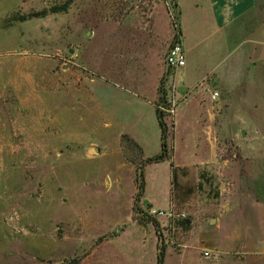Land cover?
<instances>
[{"label": "rangeland", "instance_id": "374dc122", "mask_svg": "<svg viewBox=\"0 0 264 264\" xmlns=\"http://www.w3.org/2000/svg\"><path fill=\"white\" fill-rule=\"evenodd\" d=\"M159 3L173 13L171 0H0V264H156L154 227L139 221L150 207L170 212L153 217L163 264H264V0L229 49L211 57L214 37H203L200 55L184 48L185 73L175 78L184 93L212 64L219 73L197 88L199 108L193 93L176 99L168 75L174 112H164L166 158L157 164L145 161L160 147L153 103L141 106L145 157L130 135L139 109L120 114L131 109L127 83L104 73L101 40L85 37L92 19L140 17L150 88L170 46L151 32Z\"/></svg>", "mask_w": 264, "mask_h": 264}, {"label": "crops", "instance_id": "0c3cea01", "mask_svg": "<svg viewBox=\"0 0 264 264\" xmlns=\"http://www.w3.org/2000/svg\"><path fill=\"white\" fill-rule=\"evenodd\" d=\"M171 2L172 5L173 2H175L176 5L173 9V13H171L163 3L157 4V7H155L154 12L152 13L150 26L152 25L151 32H153L154 37L158 39L160 38L164 41V43L171 45L175 33L171 17L174 16L177 21V26L180 30V40L183 48L186 46H188L190 49L193 48V50H195L200 55V50L202 48L200 45L203 37H214L213 44L210 48L211 57L216 50H221L222 48L229 49L232 47V43L235 42L236 44L241 30L243 31L245 28H247L253 22L252 20L256 19L255 14H257L255 11L257 7V0H171ZM161 12H163V14ZM160 13L162 16L161 18H159ZM87 24L90 25L92 29L89 33L87 31L85 37L86 41H94L96 39L101 40L100 44L98 43L96 47L97 49H95L96 52L100 53V56L98 57L99 61L102 58H106V56L109 59V61L106 62V70L104 73H107L106 71L111 70L115 72L116 75H122V79H124V81L127 83L125 84V90L130 91V95L126 101L131 104V109L125 110L120 114H123L122 116H131L130 114H132L134 117L137 110L139 109L137 119H133L136 122V124L133 126L134 131L132 130L133 132L130 135L138 140L140 146H142V149L143 140L139 137H142V128L145 126V124L143 122L141 106H143L144 102L153 103L152 106L154 107V113L156 116L155 104L159 101L160 94L158 87L161 79H164L165 84L168 75L172 73L171 84L174 83L175 85L174 90L176 99L180 98L181 101L185 100L188 94L193 93L198 96L196 107L199 108L200 100L203 95H201V93L199 94V90L197 88H204L201 87V83H203L209 75L219 73L217 72V66L212 64L209 69L211 72H206V77L200 80V82L197 84L198 87H194V89L191 90V93H184V87H182L180 84H175V78L178 72L179 76L184 75V68L188 63V59H186L184 66L176 69H169L165 65L164 61L165 54L168 50L166 49L164 57L157 56L159 69L155 72L156 75L154 81L149 88L148 86L143 85V83L146 81L144 77L148 72H150L148 68L144 66L148 56V42L145 39L146 37H149L148 34H150V31H147L148 33H146L145 28H143L142 19L140 17H123L120 19H107L106 17H102L92 19ZM83 48L81 50V54L83 53ZM250 51L254 52V48L252 47ZM82 59L89 70L91 68L88 66H92L94 69H96L98 60L93 59V62L91 63V61H88V59L84 58V56ZM180 69H182V71ZM156 79H158L157 82ZM92 81V79H85V82L93 83ZM164 84L163 95L166 101L162 103L170 106V101L172 100L170 98L175 100V97L171 95L169 87H165ZM92 86H97V89L102 90L101 83H93ZM82 90L83 89L80 88L76 91L78 92ZM76 91L74 97L78 100L80 97H82V95L78 96ZM142 93H144L146 96H142ZM218 96L216 99H218ZM132 105H137L140 108H135ZM117 112L119 111L117 110ZM197 114L198 113L193 114V116L189 118V121L195 122L198 120L197 117L199 114ZM129 116H127V119H131ZM157 153L158 152H155L154 154L147 156L151 157ZM143 154L146 157L144 149ZM158 163L160 162H157V164Z\"/></svg>", "mask_w": 264, "mask_h": 264}, {"label": "trees", "instance_id": "16d2710c", "mask_svg": "<svg viewBox=\"0 0 264 264\" xmlns=\"http://www.w3.org/2000/svg\"><path fill=\"white\" fill-rule=\"evenodd\" d=\"M175 2H173V8L175 7ZM66 7L67 5H62L61 7H58V6H55V7H52L51 8V12H55V11H58V10H66ZM42 14H45V12H42L40 13L39 15H42ZM38 16V14H37ZM176 33H180V30H179V27L177 26L176 27V31L174 33V37L176 35ZM163 84H164V79H161L160 83H159V87H158V90H159V101L155 104V112H156V117H157V122H158V125H159V128H160V139H161V143H160V151L151 156V157H148L146 158V162H160V161H163L165 158H166V133H167V128H166V121L164 119V111H162L161 109H159V106L160 105H163L164 103L162 102H165V98H164V95H163ZM165 105V104H164ZM142 170L139 166V171ZM138 171V169L136 170ZM140 173V172H139ZM143 174H140V177H138V180L139 182L137 183V192H136V195H135V206L138 202V200L140 199V197L142 196L143 194ZM137 180V181H138ZM138 211L140 214H142V209H140L139 207H137ZM145 216V217H144ZM139 221L141 223H147V222H150L153 227H154V231H155V235H156V238H157V244H156V250H157V262L156 264H163L164 262V257H165V245H164V242H163V239H162V234H161V231H160V228H159V223L156 219H154L152 216L150 215H141V217L139 218Z\"/></svg>", "mask_w": 264, "mask_h": 264}, {"label": "built area", "instance_id": "2783aa9c", "mask_svg": "<svg viewBox=\"0 0 264 264\" xmlns=\"http://www.w3.org/2000/svg\"><path fill=\"white\" fill-rule=\"evenodd\" d=\"M45 1L51 2L52 0H45ZM171 18H172V24L174 27V31H176L177 21L174 16H172ZM180 38H181L180 33H176L175 37H173V41L171 45L169 46L165 54V57H164L165 65L169 69H176V68H179L185 65V61H186L185 51H184ZM217 96H218V93L216 91L211 93V98L213 100L216 99ZM173 106H174V101L171 100L169 107L163 104L159 106V109H161L164 112L173 113L174 112ZM146 212L148 215L152 217H155V216L161 217V216L170 215V212L168 210L165 211L163 209H158L155 207L148 208ZM182 216H184V213H182ZM203 255L207 257L209 256V252L205 250L203 251Z\"/></svg>", "mask_w": 264, "mask_h": 264}, {"label": "water", "instance_id": "95a60500", "mask_svg": "<svg viewBox=\"0 0 264 264\" xmlns=\"http://www.w3.org/2000/svg\"><path fill=\"white\" fill-rule=\"evenodd\" d=\"M236 130H237V128H236L235 126H233V128H232V132H236ZM241 134H242V135H245V131L242 130V131H241ZM211 221H213V219H212Z\"/></svg>", "mask_w": 264, "mask_h": 264}]
</instances>
